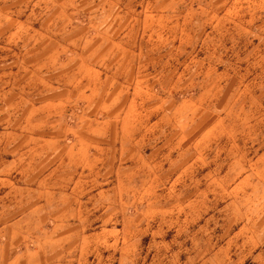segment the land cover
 Segmentation results:
<instances>
[{"label": "rangeland", "instance_id": "obj_1", "mask_svg": "<svg viewBox=\"0 0 264 264\" xmlns=\"http://www.w3.org/2000/svg\"><path fill=\"white\" fill-rule=\"evenodd\" d=\"M0 264H264V0H0Z\"/></svg>", "mask_w": 264, "mask_h": 264}]
</instances>
